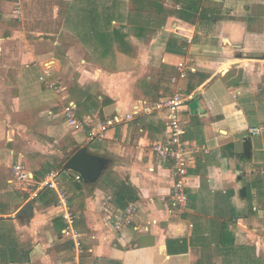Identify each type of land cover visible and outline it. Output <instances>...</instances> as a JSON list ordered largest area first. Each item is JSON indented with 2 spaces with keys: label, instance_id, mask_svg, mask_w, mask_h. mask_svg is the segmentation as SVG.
<instances>
[{
  "label": "crops",
  "instance_id": "obj_1",
  "mask_svg": "<svg viewBox=\"0 0 264 264\" xmlns=\"http://www.w3.org/2000/svg\"><path fill=\"white\" fill-rule=\"evenodd\" d=\"M43 1L53 2L55 30L27 27L29 11L23 21L17 13L23 0H0V264H227L240 247L249 256V245L264 264V133H250L264 125V16L260 29L253 21L242 33L239 24L249 21L240 5L249 10L248 0H194V19L178 13L195 6L189 0H159L177 11L152 35L156 27L137 28L135 0ZM108 6L117 12L112 25H124L126 46L104 44L92 31V23L109 28L108 17L84 8ZM47 69L60 93L41 81ZM177 91L187 99L185 140L208 151L190 161L185 212L171 214L173 164L154 144L167 141L168 130L166 110L156 106ZM69 102L94 123L138 105L153 111L89 144L63 115ZM82 148L108 160L95 183L65 168ZM17 164L33 177L31 190L13 181ZM52 170L77 215L79 249L64 233L57 191L39 186ZM123 185L134 189L128 203L138 212L119 231L102 207L109 195L118 213L126 207L116 202Z\"/></svg>",
  "mask_w": 264,
  "mask_h": 264
},
{
  "label": "built area",
  "instance_id": "obj_2",
  "mask_svg": "<svg viewBox=\"0 0 264 264\" xmlns=\"http://www.w3.org/2000/svg\"><path fill=\"white\" fill-rule=\"evenodd\" d=\"M21 5V2H17V13L19 17L22 13ZM179 69L181 71V76L185 77L188 72L184 63L179 64ZM40 78L47 88L55 90L58 93L62 91V86L52 79L51 72L48 69ZM186 100L187 99L183 93L177 91L172 96L161 100L156 106V108L165 109L167 114V141H157L154 144V151L160 158L172 162L173 164L175 184L171 195V214H175L177 211L178 213L185 212L189 201L186 188L190 161L195 155L208 151L207 147L190 143L184 138L187 124L181 119V110L186 103ZM152 111L153 107H143L138 105L131 113H127L125 116L117 114L107 117L104 120H98L97 123H94L92 120L79 118L77 115L76 104L74 102H69L63 109V115L73 129L86 132L87 143L92 144L102 142L108 130L115 125L125 120L132 119L135 114H149L152 113ZM250 133L254 136L263 134L264 125L251 127ZM58 173L57 170H52L39 186L41 188H53L57 191L59 205L62 208V216L66 221L64 233L75 241L76 247L79 249L82 243V235L75 226L77 215L69 207L67 191L60 189L58 186ZM81 178L82 176L78 174L77 179ZM32 179L33 177L22 164L15 165L13 170V181L22 183L26 190H31ZM102 209L105 215V220L110 221L115 218V229L122 231L131 226L137 215L138 205L134 202L128 203L126 207L118 213L112 202V197L109 195L105 198Z\"/></svg>",
  "mask_w": 264,
  "mask_h": 264
},
{
  "label": "trees",
  "instance_id": "obj_3",
  "mask_svg": "<svg viewBox=\"0 0 264 264\" xmlns=\"http://www.w3.org/2000/svg\"><path fill=\"white\" fill-rule=\"evenodd\" d=\"M135 1L139 3V7L135 9V13L138 14L140 17L142 16V20L140 23L137 24V28L142 33L150 25L156 28L161 27L165 23L167 17L175 11L168 9L166 6L161 4L159 0ZM84 11H86L89 16L94 18H97V16L99 15H104L108 17V21L111 20V17L117 14V12H115L116 8L111 6L104 8H84ZM90 25L92 26V31L95 33V36L98 34L100 41L104 44H111L118 40L122 46L127 45V41L125 39L127 33L124 32L123 24L119 27H115L114 25H112L111 21H109L105 24L106 26H109V28L107 27V29H103V31H100L101 27L98 23H92ZM134 198V189L130 186L123 185L119 191H116V202L120 205H127V203L132 201ZM240 249L244 250L243 254L238 253V255L235 256L233 260H228L227 264H262V259L257 254L255 247L249 245V256H247V252L245 251L246 248L240 247Z\"/></svg>",
  "mask_w": 264,
  "mask_h": 264
},
{
  "label": "rangeland",
  "instance_id": "obj_4",
  "mask_svg": "<svg viewBox=\"0 0 264 264\" xmlns=\"http://www.w3.org/2000/svg\"><path fill=\"white\" fill-rule=\"evenodd\" d=\"M242 1L244 2V0H237L238 4H240ZM248 1H249V3H248L249 10L247 8H245V5L243 3L240 5L241 11L242 12L244 11L245 14L244 13L243 14H244V16L246 15V18L249 21L246 23L243 21L239 24L238 29L242 33L247 30L246 29L247 25L253 21H256V24L253 27L256 29H260V26H261L260 23L263 20L262 18L264 16V0H248ZM189 2L191 3V5H195V6H190V7L185 6L184 9L178 13H179V15H182V14L186 15V17L191 16V17H193L192 19H194L200 8L197 4H195L196 2L194 0H192V1L189 0ZM73 7H72V9H73ZM172 8H171V10L177 11L176 6L172 7ZM52 9H53V2H51V1H43V0H29V1L25 0L24 1L23 0V6L21 5V11L23 12V13H21L22 21L26 18V13L29 11V18H30L29 20L30 21L25 19L27 27L30 28V27H32V25L34 26L36 24V27H40L43 31L55 30L59 27L58 26L59 23H57L51 19L52 18L51 17L52 16ZM211 9H213V8H211ZM187 10H190V12L187 13ZM39 11L43 16V18H41V19H37L38 18L37 15H39L37 12H39ZM71 12H72V10H71ZM27 16H28V14H27ZM221 16H220L219 20L222 21ZM20 20H21V18H20ZM34 20H35V23H33ZM37 23H39V24L37 25ZM220 25H221V23H220ZM250 26L251 25H249V27ZM159 30L161 31V30H163V28H160V27L154 28L152 35H153V33L155 34L156 32H159Z\"/></svg>",
  "mask_w": 264,
  "mask_h": 264
},
{
  "label": "water",
  "instance_id": "obj_5",
  "mask_svg": "<svg viewBox=\"0 0 264 264\" xmlns=\"http://www.w3.org/2000/svg\"><path fill=\"white\" fill-rule=\"evenodd\" d=\"M190 106L194 111L199 110L196 100H193ZM107 167L108 160L106 158L90 153L87 148H82L74 153L65 164L66 169L80 173L88 183L97 182Z\"/></svg>",
  "mask_w": 264,
  "mask_h": 264
}]
</instances>
